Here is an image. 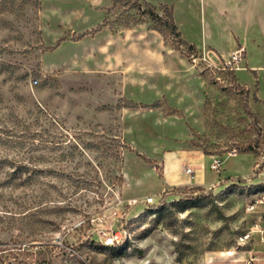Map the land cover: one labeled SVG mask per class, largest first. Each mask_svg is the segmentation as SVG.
<instances>
[{"label": "rangeland", "instance_id": "obj_1", "mask_svg": "<svg viewBox=\"0 0 264 264\" xmlns=\"http://www.w3.org/2000/svg\"><path fill=\"white\" fill-rule=\"evenodd\" d=\"M250 5L0 0V264H264L261 232L241 240L264 231V74L219 62L251 43Z\"/></svg>", "mask_w": 264, "mask_h": 264}, {"label": "crops", "instance_id": "obj_2", "mask_svg": "<svg viewBox=\"0 0 264 264\" xmlns=\"http://www.w3.org/2000/svg\"><path fill=\"white\" fill-rule=\"evenodd\" d=\"M251 5H250V13L247 18V27L250 30L252 34V40L251 43H244V44H238L237 47H235L228 55L222 56V59L219 60L221 64L229 61L233 54L239 50H243V60L246 64V66L252 70L255 74L257 79H259L260 74H264V0H250ZM239 64H235V73L236 70L239 68ZM244 68V67H243ZM237 76V74H236ZM238 78V76H237ZM264 102V99H261ZM197 152H199L203 157L207 156L203 153L202 150L200 149H195ZM237 155V154H236ZM173 155H171L172 157ZM212 157V156H210ZM213 158V157H212ZM185 165H190V167H194V169L202 168L201 164H187V163H182L180 166V170L183 169ZM264 167V166H263ZM178 168V167H177ZM165 169L167 170V175L169 176L168 179V184L166 188L171 187L172 185H177V180H175L172 177V169L169 168L167 164H165ZM200 170V169H199ZM171 174V176H170ZM261 177L258 179V181H264V172H261L260 174ZM195 177V176H194ZM195 179V178H194ZM195 183L198 186H204L208 188H216L214 185H207L205 180L203 179V175H198L196 176ZM165 190V189H164ZM162 190V191H164ZM135 211L137 210V207L135 208ZM248 264V262H247Z\"/></svg>", "mask_w": 264, "mask_h": 264}, {"label": "trees", "instance_id": "obj_3", "mask_svg": "<svg viewBox=\"0 0 264 264\" xmlns=\"http://www.w3.org/2000/svg\"><path fill=\"white\" fill-rule=\"evenodd\" d=\"M121 1H124V0H113V7L116 6L117 4H119ZM126 1H130V0H126ZM146 5L151 6V4L148 2H146ZM151 7H153V6H151ZM131 9L139 11L141 13V15H143V16H148L151 19L153 25L155 26V30H157L158 32L163 33V31L166 30V31L170 32V34L173 35L175 38L180 39L181 44L189 46V48L191 50L194 49V45L189 44L184 39H182L181 32L179 31V28L177 27V25L175 23L174 13H173L172 8H169L166 5L163 6L166 18H164L162 15H160L157 12L155 7L153 8V10H150L149 12L142 11L141 10L142 8L139 4L137 6L131 7ZM106 22H107V20L104 21V23L101 25V27L107 26L108 24ZM256 100L259 101L257 98H256ZM244 111L253 118L254 129L256 131L260 132L261 129L259 128V122H258V119L256 117V114H254L253 112L250 111V108L248 107V105L244 107ZM242 148L244 150L242 153H254L257 156H259L258 152L255 150V146L253 144H249L247 147L243 146ZM176 207L179 209V212H183V211H186L188 209L189 204L187 201L182 200L179 202H173V203L169 204V206L167 208H176ZM163 209L164 208H162L161 210H163ZM161 210H158V211H161Z\"/></svg>", "mask_w": 264, "mask_h": 264}, {"label": "built area", "instance_id": "obj_4", "mask_svg": "<svg viewBox=\"0 0 264 264\" xmlns=\"http://www.w3.org/2000/svg\"><path fill=\"white\" fill-rule=\"evenodd\" d=\"M243 58H244L243 50L239 49L233 54L232 58L229 61L225 62V67H228L232 70H235V64H239L243 60ZM232 156H236V153L233 152ZM222 164H223L222 160L216 159V160H214L213 164L211 165V169L219 172ZM184 172L190 178H194L195 173H196L195 169L192 167H189V166L185 167ZM140 202L141 201L134 199L130 202V204L131 205H137ZM142 203H144L145 205H153L155 203V199L153 197H148L144 201H142ZM259 205H264V196H262V198L260 200H258L256 204H254L252 206V210H255L256 208H258ZM263 213H264V208H263ZM256 228H258V225H255L252 228L251 232L249 234L244 235V237H242L241 240L242 241H249L250 238L252 237L253 233L261 232L260 238H261V241H264V231L258 230ZM126 237H127V234L124 231H113L109 236H107L105 238L103 244L106 247H113L117 244L123 243L126 240ZM252 262H253V259H250L248 261V264H252Z\"/></svg>", "mask_w": 264, "mask_h": 264}]
</instances>
